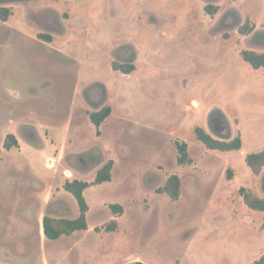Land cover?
<instances>
[{
	"label": "rangeland",
	"instance_id": "1",
	"mask_svg": "<svg viewBox=\"0 0 264 264\" xmlns=\"http://www.w3.org/2000/svg\"><path fill=\"white\" fill-rule=\"evenodd\" d=\"M208 4L218 5L214 16ZM0 5L13 9L0 21V263L251 264L264 252V212L239 193L264 184V169L257 177L242 158L264 148V67L241 56L264 52V0ZM247 19L256 28L244 35ZM106 106L97 128L90 113ZM197 126L219 139L241 134L245 147L208 149ZM5 131L18 133L19 147L4 148ZM177 141L189 144L192 164L178 163ZM111 159L112 181L85 191L91 229L44 244L40 205L76 218L64 183L93 181ZM173 174L178 201L158 192ZM113 203L124 213L113 215ZM114 220L118 230L107 232Z\"/></svg>",
	"mask_w": 264,
	"mask_h": 264
},
{
	"label": "trees",
	"instance_id": "2",
	"mask_svg": "<svg viewBox=\"0 0 264 264\" xmlns=\"http://www.w3.org/2000/svg\"><path fill=\"white\" fill-rule=\"evenodd\" d=\"M219 7L218 5L208 4L205 6L207 14L214 16ZM13 15V9L9 6L0 5V21L7 22ZM256 26L250 24V20L239 27V32L244 35L251 34L254 32ZM51 37H48L50 41ZM242 58L248 62L252 68L259 69L264 67V52H258L250 49H243L241 51ZM114 70H121L125 74H131L135 69L134 63H113ZM112 107L106 106L99 111L90 113L92 123L97 127L103 124V122L111 115ZM195 135L199 141H201L208 149L219 150V151H234L241 150L243 147V138L241 134L237 135L231 140L219 139L211 135L203 127H195ZM178 149V163L180 165H188L193 163V158L189 153V144L186 141L176 142ZM13 147H19V141L16 136L12 133L6 136L4 141V148L11 150ZM246 164L251 169L253 175H260L264 169V148L255 152H249L245 157ZM114 167V160H109L104 164L97 172L96 177L93 181H86L83 179L67 180L64 183V189L71 193L79 206V215L76 218H54L49 215L44 216V233L48 239L56 240L62 235H70L76 231L88 230V212L90 206L85 196V191L89 187L104 182L112 181V170ZM227 176L233 178V170L228 169ZM264 189V184H263ZM182 191V179L179 175H171L166 183L158 189L159 193H166L172 201H178L181 199ZM239 193L243 198L244 203L253 210L264 212V197H261L257 193L249 190L247 187L242 186L239 189ZM110 209L113 215H121L124 213L123 205L119 203H113L110 205ZM119 223L117 220L112 221L105 226L107 232L117 231ZM97 229V227H96ZM135 264H144L141 261H137ZM251 264H264V252L255 259Z\"/></svg>",
	"mask_w": 264,
	"mask_h": 264
},
{
	"label": "crops",
	"instance_id": "3",
	"mask_svg": "<svg viewBox=\"0 0 264 264\" xmlns=\"http://www.w3.org/2000/svg\"><path fill=\"white\" fill-rule=\"evenodd\" d=\"M12 17V16H11ZM10 20V19H9ZM8 20V21H9ZM7 21V22H8ZM14 134L16 136V138L18 139V141L20 140L19 136H18V133L16 132H11V131H5V134L4 136H7L8 134ZM30 134H31V137H35L34 135L36 134L34 131H30ZM18 136V137H17ZM6 138V137H5ZM243 147H245V141L243 140ZM19 145H20V141H19ZM243 149V148H242ZM241 149V150H242ZM12 150V149H11ZM261 150V149H260ZM9 151V150H8ZM248 150L244 153V155H242V158H245L246 155L248 154ZM263 175V171L262 173L259 175V176H262ZM258 177V176H257ZM263 188V187H262ZM258 195H260L261 197H264V189L261 190V193H257ZM44 213H43V207L40 205L39 209H38V218H39V225H40V236H41V240L43 241L44 244H46V242H49V239L45 236V233H44ZM89 224V223H88ZM89 229H91V227L89 226ZM88 229V230H89ZM51 240V239H50ZM45 263H46V259H45ZM0 264H6V263H0Z\"/></svg>",
	"mask_w": 264,
	"mask_h": 264
}]
</instances>
